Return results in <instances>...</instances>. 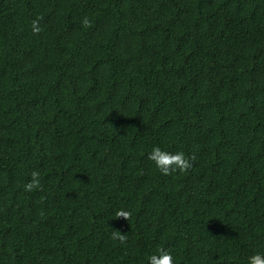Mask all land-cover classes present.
I'll return each instance as SVG.
<instances>
[{"label":"trees","instance_id":"obj_1","mask_svg":"<svg viewBox=\"0 0 264 264\" xmlns=\"http://www.w3.org/2000/svg\"><path fill=\"white\" fill-rule=\"evenodd\" d=\"M156 144L191 167L162 174ZM160 247L264 252V0H0V264Z\"/></svg>","mask_w":264,"mask_h":264},{"label":"clouds","instance_id":"obj_2","mask_svg":"<svg viewBox=\"0 0 264 264\" xmlns=\"http://www.w3.org/2000/svg\"><path fill=\"white\" fill-rule=\"evenodd\" d=\"M84 24L88 23L85 18ZM32 31L39 33L41 31L39 25V19L32 21ZM148 159L152 161L156 167L164 175H168L173 172H185L191 167V161L195 159L194 156L189 157L183 151L169 152L166 149L161 148L160 145H153L151 151L148 152ZM40 173L33 170L31 173V179L24 184L25 191H32L40 187ZM117 217L127 218L130 213L124 209H117L115 212ZM113 238L119 239L121 242L125 240V236L120 232H113ZM148 264H176L174 254L170 250H166L163 247L157 248L155 253L150 254L147 257ZM247 264H264V252L257 251L247 258Z\"/></svg>","mask_w":264,"mask_h":264}]
</instances>
